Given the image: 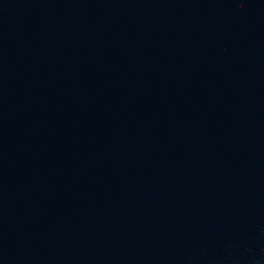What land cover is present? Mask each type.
Segmentation results:
<instances>
[{"label":"water","instance_id":"95a60500","mask_svg":"<svg viewBox=\"0 0 264 264\" xmlns=\"http://www.w3.org/2000/svg\"><path fill=\"white\" fill-rule=\"evenodd\" d=\"M0 264H264V0H0Z\"/></svg>","mask_w":264,"mask_h":264}]
</instances>
